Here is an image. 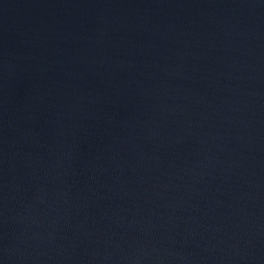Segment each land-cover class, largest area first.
I'll list each match as a JSON object with an SVG mask.
<instances>
[{"label": "water", "instance_id": "obj_1", "mask_svg": "<svg viewBox=\"0 0 264 264\" xmlns=\"http://www.w3.org/2000/svg\"><path fill=\"white\" fill-rule=\"evenodd\" d=\"M0 264H264V0H0Z\"/></svg>", "mask_w": 264, "mask_h": 264}]
</instances>
